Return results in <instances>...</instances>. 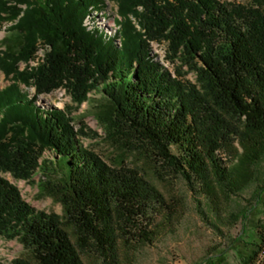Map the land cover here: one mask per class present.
<instances>
[{
    "label": "trees",
    "instance_id": "obj_1",
    "mask_svg": "<svg viewBox=\"0 0 264 264\" xmlns=\"http://www.w3.org/2000/svg\"><path fill=\"white\" fill-rule=\"evenodd\" d=\"M110 1L118 8L114 34L92 18L106 0H0V28L9 23L6 30L22 39L19 50L0 51L9 77L0 89V237L32 254L22 264H84L88 251L116 264L119 239L152 242L151 211L165 204L137 169L112 167L81 143L95 132L83 121L74 128L70 106L39 103L55 90L65 89L76 109L100 94L95 114L106 130L149 147L193 191L236 194L259 179L264 0ZM151 42L167 43V61L180 63L174 73L156 60ZM39 49L41 61L30 66ZM190 71L195 82L183 79ZM236 138L242 152L227 164L219 152ZM37 172L44 176L40 190L61 202L63 216L33 207L5 176L32 182ZM261 214L264 185L255 203L238 212L239 233L208 264H221L216 259L230 252L237 264H258Z\"/></svg>",
    "mask_w": 264,
    "mask_h": 264
},
{
    "label": "rangeland",
    "instance_id": "obj_2",
    "mask_svg": "<svg viewBox=\"0 0 264 264\" xmlns=\"http://www.w3.org/2000/svg\"><path fill=\"white\" fill-rule=\"evenodd\" d=\"M236 3L249 4L251 0H228ZM117 5L114 1L106 0L103 11L92 15L96 24L109 34L116 33ZM3 23L0 28V51H17L21 46V36L17 32H9ZM138 26V25H137ZM152 53L172 73L180 63L173 64L166 59L167 43L151 42ZM44 50L39 49L35 58L29 61L30 66H36L41 61ZM26 63L20 62V68ZM187 70L186 66L182 67ZM183 79L196 81L193 72L185 74ZM9 84V77L0 69V89ZM32 95L34 87L27 88ZM100 94L92 93L91 101L83 103L76 109L71 95L65 89H58L52 93L40 96L42 105L70 106L71 116L74 117L73 126L80 127L83 121L85 130L95 134L82 136L81 143L98 154L112 167L126 166L137 169L164 197L165 204L155 206L151 211L152 242L142 240H118L116 264H208L209 257L217 254L226 247L229 237L235 236L242 228L241 222L236 220L238 212L244 207L255 203V193L259 186L264 185V160L256 168L258 181L253 182L242 192L230 194L215 188L206 192L204 188L193 191L182 173L176 172L155 154L149 147L144 148L130 136L106 130L104 124L95 114L94 99ZM243 147L238 138L233 139L221 150L220 157L227 164L237 161V155ZM173 152L177 153L173 147ZM52 158V154L46 153ZM5 176L19 188L22 197L33 207L48 213L63 216L61 202L53 196L42 192L38 186L44 179L41 172L34 175L32 182L16 180L10 174ZM264 222V214L259 215ZM146 224V222H145ZM70 233L74 230L69 227ZM75 241V239H74ZM84 264H107L95 252L88 251L81 254ZM32 254L16 239L10 240L0 237V264H22L31 262ZM18 261V262H16ZM221 264H237L233 252L226 260L216 259ZM36 264L35 262H33ZM258 264H264V253Z\"/></svg>",
    "mask_w": 264,
    "mask_h": 264
}]
</instances>
